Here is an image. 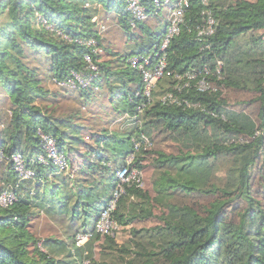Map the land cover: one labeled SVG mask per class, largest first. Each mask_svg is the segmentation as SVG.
Returning a JSON list of instances; mask_svg holds the SVG:
<instances>
[{"label":"trees","instance_id":"16d2710c","mask_svg":"<svg viewBox=\"0 0 264 264\" xmlns=\"http://www.w3.org/2000/svg\"><path fill=\"white\" fill-rule=\"evenodd\" d=\"M126 1L0 0V93L9 104L0 107V194L6 190L14 198L0 207V264H80L95 248L101 263L94 264H264V0H208L215 28L204 42L197 29L205 8L189 0L166 49L167 67L182 74L220 60L217 91L177 94L175 82L164 79L141 113V76L129 60L152 54L167 11L139 0L148 18L131 29ZM112 15L133 46L103 45L94 19ZM35 60L39 66H30ZM72 73L91 75L88 87L71 91L55 84ZM46 78L73 96L75 107L59 106L64 97L44 87ZM166 93L199 106L163 104ZM233 96L242 100L231 102ZM124 117H134L130 126L111 129ZM38 132L55 140L67 173L37 161L43 153ZM140 134L152 146L138 153L133 167L154 174L147 190L126 187L112 214L120 228H131L132 238L119 251L128 258L112 261V237L94 234L76 247L75 236L93 233L114 171ZM157 135L171 143L170 151L155 148ZM14 154L22 156L31 178L13 171ZM42 216L62 227L71 249L64 260L54 257L60 240L37 239L34 227ZM149 221L151 228H132Z\"/></svg>","mask_w":264,"mask_h":264},{"label":"built area","instance_id":"2783aa9c","mask_svg":"<svg viewBox=\"0 0 264 264\" xmlns=\"http://www.w3.org/2000/svg\"><path fill=\"white\" fill-rule=\"evenodd\" d=\"M153 7L158 10L167 11V25L163 36L159 39L157 46L152 54L145 56L132 57L129 64L136 69L141 76L142 88L141 97L144 102L139 108L138 113H141L144 106L148 105L151 100V93L156 88L159 81L164 79H172L175 82V89L177 94H181L182 90L194 89L198 93H215L217 91L215 80H221L222 62L214 60L213 62L204 64L201 70L190 69L182 74L175 73L167 67L166 49L170 41L179 33L180 26L183 23L184 15L189 5V0H150ZM202 7V26L197 29V39L199 42H204L206 38L214 33L215 21L212 18L211 12L207 10L208 0H200ZM126 11L130 15L129 26L135 29L139 24L147 20L148 16L145 7L139 0H127ZM154 12V15L157 14ZM102 26L100 27V29ZM101 31V30H100ZM89 45H94V42H89ZM205 48H208L205 47ZM153 57V58H152ZM88 65V70L94 72L96 68L91 64L88 57L84 58ZM92 79L91 75H83L80 73H72L71 77L65 82L56 83L59 87L67 88L71 91L77 89H85L88 87ZM192 83V85H191ZM160 101L167 105L182 104L186 108H197L198 104H193L187 100H180L179 97L173 93H166ZM135 117V116H134ZM133 118H129L132 121ZM41 140L42 154L37 157V161L41 164L50 163L58 172L67 173L69 166L64 154L59 151L55 140L38 132ZM151 142L148 137L140 134L137 139L132 140V149L123 160L121 167L114 171V187L110 198L102 208L99 216L94 224L93 233L77 234L75 236V246L82 247L87 243L92 235L98 234L100 236L113 237V235L120 229V226L112 219V214L116 210L120 198L125 192V188H142V172L133 164L136 156L142 150L149 149ZM11 164L13 171L21 179H29L32 177V172L25 167L24 159L19 154H14L11 157ZM12 194L6 190L0 194V207L7 208L13 202ZM80 264H94L89 259H84Z\"/></svg>","mask_w":264,"mask_h":264},{"label":"rangeland","instance_id":"374dc122","mask_svg":"<svg viewBox=\"0 0 264 264\" xmlns=\"http://www.w3.org/2000/svg\"><path fill=\"white\" fill-rule=\"evenodd\" d=\"M126 7H127V5H126ZM113 19H114V15H112L109 18V20H102V21L98 20L97 21V19H94L98 23L99 27L102 26V28L100 30L102 32H104L101 34V37L104 38L103 45L104 46H111L112 48H114L116 50H123V49H125V46H133L134 43L128 41L126 36L124 34H122L121 29L119 28V26L115 23V21ZM29 64H30V66H39V61H37V60H35V62L31 61ZM42 70H43V68H42ZM47 76L48 75H46V77ZM43 84H44V87L46 89H48L49 91H51L53 94L58 93L59 96H61L62 98L64 97L63 99H60L58 102V105L61 106L63 109L75 107V104L73 102H71V100H73L74 97L66 95V93H64L62 90H59L57 87H55L52 83L49 82V78H46V81ZM234 100L235 101L236 100H242V97L241 96H237V97L233 96L231 98V102H233ZM39 104L41 105L40 102H39ZM117 104H118V101H115L110 105V107L116 108ZM8 105H9L8 99L6 98V96L4 94L0 93V107H4L3 109L6 110ZM56 106L54 105V107H56ZM106 119H108V118H106ZM129 120L130 119L128 117L120 118L114 124H112L111 129L123 130L124 128H127L128 126H130L129 124H131V122L133 121V120L132 121H129ZM137 125L142 126V121L140 123H138ZM133 127L131 126L129 128H133ZM123 132H125V131H123ZM149 137L151 138L152 134ZM160 139H161V137L158 135L154 139L155 148L156 149L160 148V149H164L166 151H170L171 150V148H170L171 143L169 141L160 142ZM151 146H150V148H151ZM220 168L225 169V166H223V167L220 166ZM153 174L154 173L151 170H145L144 173L142 172V182H143L144 190L148 189L149 184H150L149 180L152 179ZM134 201L136 202V200H134ZM153 225H154V223L152 221H149V222H145V223H136V224L132 225V228L138 230V229H144V228H151ZM61 230H62V227L53 224L52 222L48 221L47 219H44L43 216L36 223V225L34 227V231L36 232L35 235H36L37 239L41 240V244H42L43 239H47V238H55L56 240H60L61 243L54 245L55 247L59 246V248L57 249V252H56L58 255H56L54 257H56L57 259H63L64 260V257L68 254V252L71 251V249H70V247L66 246V243L62 240V237H61L62 231ZM130 231H131L130 227L129 228L121 227L113 235L112 238L115 242L116 250L113 251V253L111 255H109V257L112 261H116L119 257L128 258V256L121 255L119 253V251L125 247L130 246V244H131L130 241L132 240ZM99 244L100 243H98L97 245H99ZM92 252L93 253H92V256L90 257V259L93 262L101 263L98 250L95 248V250ZM83 255L86 258V254L84 253Z\"/></svg>","mask_w":264,"mask_h":264}]
</instances>
